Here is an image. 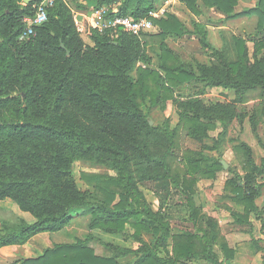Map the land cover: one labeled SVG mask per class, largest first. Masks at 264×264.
Segmentation results:
<instances>
[{
  "label": "trees",
  "instance_id": "1",
  "mask_svg": "<svg viewBox=\"0 0 264 264\" xmlns=\"http://www.w3.org/2000/svg\"><path fill=\"white\" fill-rule=\"evenodd\" d=\"M39 1L0 0V201L10 199L33 218L0 231V247L59 232L78 211L88 208L85 238L57 243L16 264H120L130 255L135 260L127 264H232L234 252L220 235L217 221L202 213L194 195L200 178L214 179L222 169L221 157L205 151L217 148L236 116L220 104L204 107L195 97L221 88L234 93V102L241 104L258 91L262 101L249 120L253 130L256 116L264 122V35H260L264 0L239 12H234L238 0H200L225 14L224 21L257 17V35L232 37V59L224 43L218 48L210 42L205 24L192 21L189 29L173 14L153 19L158 31L139 36L121 28L99 32L87 27L79 32L65 0H55L47 8L46 21L34 27V35L19 41L23 19L34 14ZM179 1L199 15V0ZM100 7H107L110 17L133 20L156 9L153 0H97L96 8ZM170 35L197 36L201 49L211 50L215 62L195 66L183 62L166 43ZM152 42L159 46L157 70L149 68L146 47ZM192 81L201 88L194 99H176L177 124L151 125L142 103L153 109L162 101L164 107L169 93ZM218 125L224 132L209 146L205 141ZM181 131L201 150L179 152ZM239 148L246 172L234 174L225 187L234 194L233 201L244 206L243 216L248 218L256 209L261 188L256 179L264 172V158L257 166L249 148L245 144ZM80 161L107 169V175L89 177L99 193L79 187L74 166ZM141 188L158 199L156 210ZM172 220L185 226L174 232ZM94 230L114 239H96ZM91 240L101 243L108 256L95 254Z\"/></svg>",
  "mask_w": 264,
  "mask_h": 264
},
{
  "label": "rangeland",
  "instance_id": "2",
  "mask_svg": "<svg viewBox=\"0 0 264 264\" xmlns=\"http://www.w3.org/2000/svg\"><path fill=\"white\" fill-rule=\"evenodd\" d=\"M168 0H153V4L155 5L156 9L160 7H165L166 12L163 16L165 17L167 14H173L176 10L182 9L187 17H184V14L179 13L181 20L185 26H187L189 29H191V21H194L196 18H199L200 16L203 17L204 20L209 22L211 25H208L207 27V32L210 35V42L220 48L223 46V43L225 45V49L227 48L228 54L230 55V58H234L235 56V51L233 48V40L232 37H250L251 35H257V24H258V19L256 16H250V17H244V18H238V19H232V20H227L224 21L225 14H221L222 16L214 15L210 11L202 15L201 9L199 10V15L194 16L185 6L183 3L180 1H170L169 3H166ZM200 1V0H199ZM257 0H238L237 5L234 7V12H239L242 11L243 9L246 8H251L255 5ZM23 3V2H22ZM69 5L71 7L75 6V3L73 1L69 2ZM198 8L199 5H198ZM177 17V16H176ZM178 18V17H177ZM179 19V18H178ZM223 19V20H221ZM153 31H158V28L154 26ZM260 35H264V32L260 33ZM249 39V38H248ZM252 41V40H251ZM251 41H248L249 48L252 49V44ZM166 43L167 45L174 50L179 58L185 62L189 63L193 66H195L196 62L200 63H205V64H212L214 63V59H212L211 56V50L208 49H201L197 37H193L191 35H184L182 37L170 35L169 37L166 38ZM147 53L150 55L151 58V63L149 65L150 69L157 70V55L159 53V46L156 42H152L147 44L146 47ZM151 84V82H148ZM201 86L196 81H192L187 85H184L181 88L175 89L173 95L167 96V101L164 104V107L161 106L163 102L159 103L157 108H150V105L148 102L142 103V111L146 113V115L149 117V119L155 123V124H165L168 123L169 127H174L178 121V110L179 106L176 103V99L179 100L178 97H181V99L191 97L192 99L194 96V93H196L198 90H200ZM166 95V94H165ZM195 98L201 100L203 104L201 103L202 106L209 108L212 105L215 104H220L222 105L221 107H226L225 112H232L236 117H233L232 120L230 121V124L227 126L224 135L221 137L220 136L217 139H220V142L217 144L220 145L219 147V156L223 158L226 162H231L236 166V164H240L241 161H243L244 157L242 153L237 149L233 148L235 145H253L254 148H256V152L254 151V158L259 156L260 154H263L264 151L259 146L257 143L258 135L262 136L263 135V125L262 122H260V116L259 117L256 129L252 130V126L249 120V116L254 112L256 107L259 105V103L262 101V99L259 97V92L258 91H253L248 94L246 101L237 104L234 102V93L231 91L226 92H221L220 90H213L211 89L209 93H206L201 96H196ZM163 98H160L162 100ZM174 100V102H173ZM210 105V106H209ZM215 110L218 111L220 110L219 107H215ZM222 110V109H221ZM207 111V110H206ZM208 111H211L208 109ZM236 114H244V117L242 119L239 118ZM218 128H222V126L218 125ZM217 130H213L210 132L211 137L215 136L217 134ZM255 131L257 132V136H255ZM224 132V129L222 133ZM184 131H181L179 134V137H177V143L179 146V152L185 151L187 149L189 150H201V145L198 144L196 141L191 139L190 137L186 136L184 134ZM264 138V136H263ZM262 138V139H263ZM233 148V150H232ZM207 154H210V151H205ZM214 154V153H213ZM74 171L76 175V180L79 185V187L82 190H95L94 182L89 180L90 176H94L95 174H100V175H107L108 171L105 167L96 165L95 163L92 162H87V161H80L75 164L74 166ZM225 177V173L221 172L217 176L216 179H214L217 183L222 181ZM88 178V180H87ZM201 182V180H200ZM214 184V183H213ZM211 184V186H207L206 190V195L204 196L207 200H216L219 197V187L220 185H215ZM200 187H197L196 193H195V200L197 197L196 203H198V206L202 210V206L204 201L199 200V195L200 193L203 194V191L200 189H204L203 184H199ZM206 185V182H205ZM199 188V192H198ZM226 188V187H225ZM227 189V188H226ZM141 191L144 193L146 200L150 203L151 207L156 210L158 208V199L155 197V195L149 190L148 188H141ZM96 193H99L97 190H95ZM210 197V198H209ZM176 199V198H175ZM205 199V200H206ZM220 201V200H219ZM221 202V201H220ZM12 203V205L15 206V203ZM25 213V212H24ZM89 209L84 208L81 211H78V213L74 216L75 219L78 217L82 216L85 214L86 217H89L90 215ZM87 214V215H86ZM0 218L1 220V226H0V231H10L12 228L15 226L18 220H22L25 222H32L33 218H31L30 214L25 213L24 217L21 212H1L0 213ZM82 218V217H81ZM79 219V218H78ZM79 222V226L84 223V221L87 220H77ZM78 224V223H77ZM172 225H173V231L176 232L178 228L184 227L185 224L181 223L180 221H175L172 220ZM80 229V233H83V236H86L87 234V224H83V226ZM98 234V236H95L96 239H100L103 242L106 241H112L114 239V236L110 235H104L101 231L94 230L92 233L93 234ZM86 234V235H85ZM99 237V238H97ZM143 238L145 240L150 239L149 234H143ZM94 247H96L99 251H102V245L96 240H91L89 241Z\"/></svg>",
  "mask_w": 264,
  "mask_h": 264
},
{
  "label": "crops",
  "instance_id": "3",
  "mask_svg": "<svg viewBox=\"0 0 264 264\" xmlns=\"http://www.w3.org/2000/svg\"><path fill=\"white\" fill-rule=\"evenodd\" d=\"M65 1L70 7L73 16L78 18L79 20H83L85 19V16L90 15L91 11L96 9V4H97V0H65ZM70 1H73L75 3L74 7H71L69 5ZM176 1L179 2V0ZM198 5L200 7L199 10L201 9L200 11L202 15L210 11L214 15L222 16L221 15L222 12H219L215 8H207L206 6L203 5L201 1H198ZM114 12H116V9H114ZM173 13L180 20L181 17L179 13H182L184 14V17H187V15L182 9L180 10L178 9ZM194 21L205 24L206 29L208 25H211L209 22L204 20L202 16L196 18ZM191 36L195 38L197 37L194 35ZM210 90H208L207 93H209ZM213 90H220L221 92H226V93L229 91L221 88H213ZM262 125H263V129H262L263 135L259 136L255 131V136L258 135V139H259L257 140V143L259 144L258 147H260L262 151H264V138H263L264 122H262ZM217 129L218 131L215 136L211 137L210 135L211 131L209 132V138L205 141V143L208 144L209 146H213L214 142L218 140L217 138L223 131L222 128H218V127H216L214 130ZM246 146L249 148L251 152V157L254 163L257 166H260L262 163V159L264 158V153L254 158L253 152L254 151L256 152V148H254V146L251 144ZM219 147L220 145H218L216 149L211 150L209 155L213 157H221L219 156L220 153ZM239 147L240 145H235V147L233 148H237L243 155V152ZM223 158H221L220 162L223 161L226 165V168H224L222 165V169L216 173L214 178L216 179L219 173L224 172L225 177L221 182L219 181L217 183L216 182L217 180L215 181L214 179H207V178H200L199 181L197 182L196 190L197 187H200L199 185L200 183L204 185V189H200L201 191H203V194L200 193L199 195V200L204 201L202 206L203 207L202 213L206 214L209 217L214 218L217 221L220 235L224 238V242L226 243L228 248L234 252L232 258V264H264V172L256 179L257 183L261 185L260 193L254 201L256 209L255 211H252L249 214L248 218H244L243 216L244 206L233 201L234 194L225 188V184L226 181L230 179L234 174H238L242 176L246 172V167H245L246 158H244L240 164H236V166L231 162H226ZM215 183L221 186L219 187L220 198L209 201L204 197L206 195L205 192L208 188L207 186H211V184L215 185ZM198 192H199V188H198ZM194 201L196 206H198V203H196L198 202L197 197L195 200V195H194ZM10 202L12 201L7 198L0 201V213L1 212L6 213L9 211L19 212V213L21 212V214H23L24 217L25 213L20 211L16 205L14 206ZM239 216H241L240 220H238ZM75 218H73L59 232L56 233L44 232L37 234L31 237L23 245H8V246L0 247V264H16L17 261H19L20 259L36 257L37 255L41 254L45 249L51 248L53 245L57 243H72L73 241H75L76 238H81V239L85 238V236L82 235L83 233H80L81 231L79 228H81L83 224H87L88 226L89 217H86L85 214H83L82 216L78 217L79 219L78 218L75 219ZM82 219L87 221H84V223L79 226L80 221L77 220H82ZM1 220L2 219L0 218V226L2 224ZM98 234L99 232L93 235L98 236ZM91 243L89 242V246L94 250L95 254L99 256H108V252L103 246H102L103 250L99 251ZM134 260L135 257L130 255L120 259L119 262L120 264H127L133 262Z\"/></svg>",
  "mask_w": 264,
  "mask_h": 264
},
{
  "label": "built area",
  "instance_id": "4",
  "mask_svg": "<svg viewBox=\"0 0 264 264\" xmlns=\"http://www.w3.org/2000/svg\"><path fill=\"white\" fill-rule=\"evenodd\" d=\"M55 0H40L34 5L35 12L32 16H26L23 19L25 29L19 35L18 40L24 41L34 35V27L44 23L47 19V8L54 4ZM170 0L166 1L169 3ZM166 12L165 7L153 9L147 12L143 18L133 20L126 16H108L109 9L106 7L96 8L91 11L85 19L79 20L73 16L74 25L79 32H83L87 27L96 29L99 32L111 29L121 28L123 31L134 36L150 32L154 29L153 19L163 16ZM137 66L146 68L145 64L138 63Z\"/></svg>",
  "mask_w": 264,
  "mask_h": 264
},
{
  "label": "water",
  "instance_id": "5",
  "mask_svg": "<svg viewBox=\"0 0 264 264\" xmlns=\"http://www.w3.org/2000/svg\"><path fill=\"white\" fill-rule=\"evenodd\" d=\"M32 1H34V0H23V3H24V4H28V3L32 2ZM60 47H61V48H64L63 44H61ZM67 54H68V52H67ZM149 123H150L151 125L153 124V122H152L151 120H149ZM221 163H222L223 167L226 168L225 163H224L223 161H221Z\"/></svg>",
  "mask_w": 264,
  "mask_h": 264
}]
</instances>
